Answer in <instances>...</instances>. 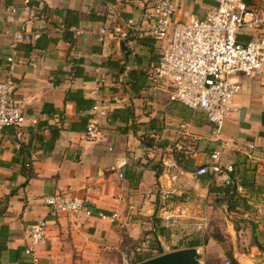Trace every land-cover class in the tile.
I'll return each instance as SVG.
<instances>
[{
	"label": "crops",
	"instance_id": "0c3cea01",
	"mask_svg": "<svg viewBox=\"0 0 264 264\" xmlns=\"http://www.w3.org/2000/svg\"><path fill=\"white\" fill-rule=\"evenodd\" d=\"M170 1L174 21L202 20L215 9L214 0ZM153 2L0 0V28L22 35L15 49L12 36L0 35V80L13 55L14 96L25 117L23 126L0 132V264H31L28 226L39 219L47 222V242L36 250L38 264H119L118 253L124 264L122 247L142 239L146 227L144 240L151 244L155 229L164 253L195 248L200 264L229 263L216 241L222 236L233 239L237 264H264V79L234 76L237 111L221 126L153 92L150 79L169 41L130 38L126 56L116 36L128 20L151 18ZM245 2L264 11V0ZM99 76L108 116L88 140L91 108L78 109L66 93H80L92 107ZM51 129H61L54 141ZM213 152L234 169L233 200L215 190L227 176L196 175L214 163ZM56 193L87 200L93 214L50 213L43 199ZM163 210L175 224L160 218ZM219 218L227 228L215 229Z\"/></svg>",
	"mask_w": 264,
	"mask_h": 264
},
{
	"label": "built area",
	"instance_id": "2783aa9c",
	"mask_svg": "<svg viewBox=\"0 0 264 264\" xmlns=\"http://www.w3.org/2000/svg\"><path fill=\"white\" fill-rule=\"evenodd\" d=\"M214 3L215 9L202 20L191 18L174 21V3L170 0H154L151 18L140 22L128 20L124 29L116 32V36L119 40L145 36L158 41L170 32L168 49L150 79V89L153 92H165L170 102L201 112L209 123L221 126L230 114L237 111L234 98L241 90V85L234 80V76L259 75L264 79V11L255 10L245 0H214ZM6 12L12 14L13 9L9 7ZM250 34H255V37L247 38ZM0 35L12 36L13 49L16 48L15 43L22 39L20 33L11 34L1 28ZM33 37L38 38L39 34ZM15 65L14 56L7 57L6 74L0 80V132L6 128H19L25 123L22 108L14 96ZM105 84V76H99L89 92L92 107L85 128L88 140L98 136L100 120L108 116L101 97ZM31 124L35 126L37 120L33 119ZM248 147L253 149L254 146ZM218 156L217 152H213L210 159L214 163L199 167L196 175L211 173L213 176H227L225 185H231L229 175L234 169L232 166L220 165ZM43 204L52 214L73 213L87 217L93 214L87 200L62 193L45 197ZM96 216L106 218L100 212ZM114 218L115 213L111 216V219ZM160 218L169 225L175 224L174 217L167 210L161 212ZM46 230L45 219L28 226L24 254L30 258L31 264L39 263L36 250L46 244Z\"/></svg>",
	"mask_w": 264,
	"mask_h": 264
},
{
	"label": "trees",
	"instance_id": "16d2710c",
	"mask_svg": "<svg viewBox=\"0 0 264 264\" xmlns=\"http://www.w3.org/2000/svg\"><path fill=\"white\" fill-rule=\"evenodd\" d=\"M69 30V25L65 26V31H64V34L66 35L67 32ZM75 100L76 104H77V107L78 109L80 110H87L89 108H91V102L89 100H85L83 99L82 96H80V93L78 92H74V93H71V92H67L66 93V101L67 100ZM47 108V105L44 106L43 108V111L46 112V109ZM38 128H43V124H40V125H37ZM60 131L61 129H51L50 131V134H51V141H54L56 140L58 137H59V134H60ZM232 174V173H231ZM229 175V178L232 179V175ZM27 176L29 177L30 176V173L27 174ZM217 193H223L225 194L227 197H229V200H233L235 197H237V191H234L233 190V187L232 185H228L224 188H218V189H215ZM231 209V206H230V203L228 204V211ZM159 221L155 220L154 221V228L157 227V223ZM152 234H153V242H151V245L150 247L154 248L152 249L151 252H153L154 254H146V253H136L134 254L133 258H132V264H139L141 262H144L146 260H149L151 258H154V257H157V256H160L162 254H164V251L162 249V247L160 246L159 242H158V237H157V232L155 231V229H153L152 231ZM139 242H146V240H142V241H139ZM227 258L230 260L229 261V264H237V262L231 257L230 253L227 254Z\"/></svg>",
	"mask_w": 264,
	"mask_h": 264
},
{
	"label": "rangeland",
	"instance_id": "374dc122",
	"mask_svg": "<svg viewBox=\"0 0 264 264\" xmlns=\"http://www.w3.org/2000/svg\"><path fill=\"white\" fill-rule=\"evenodd\" d=\"M169 39H170V32L164 38V40H168L169 41ZM219 222L220 223H218V224H220V225H217L215 227L216 230H218L220 227L223 228V229L227 228V226H228L227 222H225L224 220H221V218H219ZM145 229L146 230L143 231L142 239H139V240H127L125 245L122 247L121 250L124 252L123 253L124 254L123 255L124 256V260H123L124 264H132V258L134 256V254H136V253H146V254H150V255L154 254L153 252H151L152 249H154L153 247L152 248L150 247L151 245H149L147 242H139V241H142L143 239H150V237H148L147 234L150 233L151 230H150L149 227H146ZM235 229H237V228L235 227ZM145 234L147 235V237H145ZM216 241L218 243H220V245H219L220 247L224 248V255H226V257H227V254L230 252L229 249L232 248L233 239L230 242L229 238H224L222 236H219V237H217ZM252 243H253V241L251 240V244ZM117 256H118V263L121 264L119 253H118ZM227 260H229V259L227 258Z\"/></svg>",
	"mask_w": 264,
	"mask_h": 264
},
{
	"label": "water",
	"instance_id": "95a60500",
	"mask_svg": "<svg viewBox=\"0 0 264 264\" xmlns=\"http://www.w3.org/2000/svg\"><path fill=\"white\" fill-rule=\"evenodd\" d=\"M128 40H121L119 42L120 48L126 56L128 55L127 48L125 46ZM236 185H234V190ZM200 255L195 248H188L182 250H173L171 252L164 253L160 256L151 258L139 264H200Z\"/></svg>",
	"mask_w": 264,
	"mask_h": 264
}]
</instances>
